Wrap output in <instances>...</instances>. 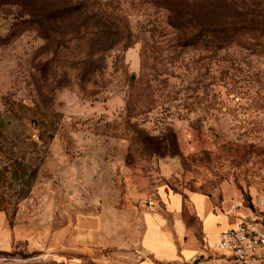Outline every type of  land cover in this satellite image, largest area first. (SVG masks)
I'll use <instances>...</instances> for the list:
<instances>
[{"label":"rangeland","instance_id":"374dc122","mask_svg":"<svg viewBox=\"0 0 264 264\" xmlns=\"http://www.w3.org/2000/svg\"><path fill=\"white\" fill-rule=\"evenodd\" d=\"M205 23L258 30L224 56ZM163 192L264 216V0H0V264H163Z\"/></svg>","mask_w":264,"mask_h":264},{"label":"crops","instance_id":"0c3cea01","mask_svg":"<svg viewBox=\"0 0 264 264\" xmlns=\"http://www.w3.org/2000/svg\"><path fill=\"white\" fill-rule=\"evenodd\" d=\"M236 211L228 198L219 201L213 195L200 192H189L185 197L163 192L142 217L136 253L147 254L163 264H224L215 246L220 231L232 226L239 218ZM186 218L194 225H188ZM99 231L101 233V226ZM16 232L22 233L20 229L16 231L10 227L5 214L0 211V249H8L13 241L20 240ZM91 242L92 239L86 241ZM97 242L99 246H105L107 238L100 235ZM140 262L152 264L146 256Z\"/></svg>","mask_w":264,"mask_h":264},{"label":"built area","instance_id":"2783aa9c","mask_svg":"<svg viewBox=\"0 0 264 264\" xmlns=\"http://www.w3.org/2000/svg\"><path fill=\"white\" fill-rule=\"evenodd\" d=\"M215 249L224 264H264V216L237 218L220 231Z\"/></svg>","mask_w":264,"mask_h":264},{"label":"trees","instance_id":"16d2710c","mask_svg":"<svg viewBox=\"0 0 264 264\" xmlns=\"http://www.w3.org/2000/svg\"><path fill=\"white\" fill-rule=\"evenodd\" d=\"M199 28L193 33L192 37H185L186 46H201L205 51H211L217 54L219 51H225L224 56H228V47L230 44L243 45L241 43L245 34L256 32V28L246 26H235L231 23L211 26L209 24H195ZM199 34V35H198ZM193 40H196L193 42ZM24 258V257H23ZM38 264V263H35ZM45 264H57L55 262Z\"/></svg>","mask_w":264,"mask_h":264},{"label":"water","instance_id":"95a60500","mask_svg":"<svg viewBox=\"0 0 264 264\" xmlns=\"http://www.w3.org/2000/svg\"><path fill=\"white\" fill-rule=\"evenodd\" d=\"M141 252L143 253V250H141Z\"/></svg>","mask_w":264,"mask_h":264}]
</instances>
